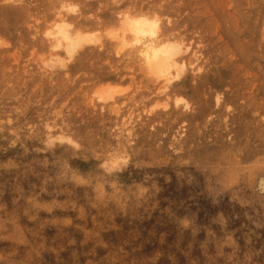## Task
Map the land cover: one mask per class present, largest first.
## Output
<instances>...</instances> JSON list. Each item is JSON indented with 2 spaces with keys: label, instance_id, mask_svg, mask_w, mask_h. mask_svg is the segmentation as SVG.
Returning <instances> with one entry per match:
<instances>
[{
  "label": "rangeland",
  "instance_id": "374dc122",
  "mask_svg": "<svg viewBox=\"0 0 264 264\" xmlns=\"http://www.w3.org/2000/svg\"><path fill=\"white\" fill-rule=\"evenodd\" d=\"M0 264H264V0H0Z\"/></svg>",
  "mask_w": 264,
  "mask_h": 264
},
{
  "label": "bare ground",
  "instance_id": "6f19581e",
  "mask_svg": "<svg viewBox=\"0 0 264 264\" xmlns=\"http://www.w3.org/2000/svg\"><path fill=\"white\" fill-rule=\"evenodd\" d=\"M122 19L124 21V27H121L124 35L120 37L122 44H129L125 35L131 34L134 40L129 41L140 46V53L147 68L158 77H169L174 64L175 66L178 64L175 61L176 53L173 43L158 39L157 20L146 15L129 14H123ZM61 23H64L63 18L53 24L49 36L53 38L56 47L64 46L68 55L72 56L78 48L93 41L94 35L80 31L73 34L68 26Z\"/></svg>",
  "mask_w": 264,
  "mask_h": 264
}]
</instances>
